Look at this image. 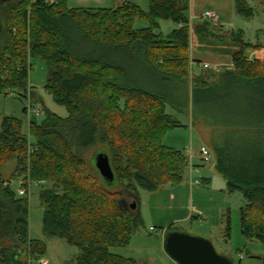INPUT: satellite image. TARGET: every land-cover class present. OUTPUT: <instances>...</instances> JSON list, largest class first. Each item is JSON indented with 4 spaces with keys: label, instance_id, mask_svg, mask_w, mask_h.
<instances>
[{
    "label": "trees",
    "instance_id": "1",
    "mask_svg": "<svg viewBox=\"0 0 264 264\" xmlns=\"http://www.w3.org/2000/svg\"><path fill=\"white\" fill-rule=\"evenodd\" d=\"M234 8L246 19L256 13L247 0H234ZM189 9L190 0H149L147 10L134 0L117 8L71 9L67 0H8L0 6V94L12 91L26 97L32 60L42 59L48 68L46 90L69 111L61 117L46 109L44 120L31 118L34 141L24 132L22 119L3 117L0 264H30L47 252L43 240L30 237L27 195H19L12 179L2 175L12 161L17 163L15 177L41 186L44 234L77 247V264H140L112 251L128 246L144 224L138 187L156 190L178 183L188 166L183 151L164 144L166 133L182 122L168 113V104L181 108L163 84L191 88L194 102L206 108L214 100L208 95L220 88L221 80L210 83L204 68L196 73L191 67L195 44L231 56L235 69L222 73V81L233 79L253 99L251 125L264 136V61L245 57L246 49L264 44L252 45L244 40V30L228 31L208 19L191 24ZM138 20L148 25L137 28ZM160 20L182 27L164 36L158 32ZM128 58L158 74L163 84L137 79L140 72L133 71ZM233 144L214 149L215 165L228 190L244 194L242 233L264 244V138L250 147ZM97 146L103 148L94 155L108 152L116 180L126 182L124 189L107 185L93 165L94 155L85 157Z\"/></svg>",
    "mask_w": 264,
    "mask_h": 264
},
{
    "label": "rangeland",
    "instance_id": "2",
    "mask_svg": "<svg viewBox=\"0 0 264 264\" xmlns=\"http://www.w3.org/2000/svg\"><path fill=\"white\" fill-rule=\"evenodd\" d=\"M121 1L67 0V4L71 9L117 8L122 4ZM247 1L250 5L254 4L255 16L252 19H246L238 15L235 28H243L244 40L253 42L260 39L261 34L264 38V32L261 33L259 30L264 26V2L261 0ZM136 2L144 10L148 9L149 0H136ZM159 22L162 23V27L158 32L164 36L169 35L178 27L173 20H160ZM147 25L148 22L144 20H138L136 23L137 28ZM127 61L134 72H140L135 75L137 79L147 78L144 81H150V85L163 84L158 74L148 68L145 69L137 59L131 58ZM224 67L208 68L207 74L211 75L208 77L210 83L219 78L216 70L219 69L221 72L225 69ZM202 69V66L198 64L195 66L196 73ZM204 69L207 68L204 67ZM47 79L46 62L42 59H33L29 74L30 90L27 96L21 97L17 92L12 91L8 94H0V126L4 116L20 118L24 122V132L34 141L29 131L31 117L24 110L29 102L43 112L37 118L34 116L38 121L44 120L46 109L61 117H67L68 108L57 103L53 95L46 90ZM219 80H221L218 86L220 88L208 95V97H214V100L208 103V108L205 103L194 102L191 88L189 92L179 83L174 86L171 83L163 84L167 92H174L175 102L181 108L177 110L168 104L167 111L182 122L181 127L166 133L164 144L183 151L188 157V166L183 171V180L178 183H166L156 190L138 187L139 210L144 224L133 235L128 246L112 248L114 253L127 258H135L140 264H178L165 251L167 233L164 234V231L172 226L174 230L209 240L219 254L229 257L234 264H264L262 259L264 244L258 239H249L242 233L241 207L245 204L244 194L240 190L234 192L228 190L227 180L216 168L214 153V149L225 147L229 142H234L232 146L239 143L250 147L256 144V140H260V136L263 138L264 136L251 125L250 107L253 99L246 97L247 93L243 86L237 87L230 78L222 81L221 76ZM216 97H222L221 101L218 102ZM202 146L207 147L212 153L211 161H203L201 158ZM98 148L103 147L97 146L90 149L85 153V157L89 160ZM16 166V161L9 162L3 168L2 175L5 179H12V187L18 192L24 178L15 177ZM197 179L200 184L197 183ZM105 183L109 186L119 184L117 180L112 184L106 181ZM125 183L121 181L116 188L117 191L124 189ZM40 192L41 186L33 181L27 195L30 204V237L43 240L47 245V252L40 258L31 259L30 264H77L80 254L77 247L68 244L63 239L48 238L44 234L45 205L41 201ZM132 201L133 198L130 202ZM228 224L230 225L229 235Z\"/></svg>",
    "mask_w": 264,
    "mask_h": 264
},
{
    "label": "water",
    "instance_id": "3",
    "mask_svg": "<svg viewBox=\"0 0 264 264\" xmlns=\"http://www.w3.org/2000/svg\"><path fill=\"white\" fill-rule=\"evenodd\" d=\"M6 1L8 0H0V6ZM252 51V49H246L245 57L251 58ZM93 163L104 181L109 184L116 181V173L108 152H97L93 157ZM137 207L138 202H133L132 208ZM165 251L178 264H234L232 259L219 254L209 240L178 230H172L166 234Z\"/></svg>",
    "mask_w": 264,
    "mask_h": 264
},
{
    "label": "crops",
    "instance_id": "4",
    "mask_svg": "<svg viewBox=\"0 0 264 264\" xmlns=\"http://www.w3.org/2000/svg\"><path fill=\"white\" fill-rule=\"evenodd\" d=\"M125 1L126 0H122L121 3L123 4ZM134 1L136 2V0ZM253 5L254 4H251L252 7H255ZM207 10H212L215 13H217L218 22H213V21L212 22L214 24L221 25L225 30H228V31L238 30V29L244 30L243 28H237V29L235 28V25L238 21V14H236L235 12L234 0H190L189 17H190L191 24L203 19L202 14L204 11H207ZM161 27H162V23L160 22V28ZM180 27H182V24H178L177 28H180ZM263 29H264V26L259 28L261 33L263 32L262 31ZM261 36L262 37L260 39L258 38L256 41H253V42L246 41V42L252 45H256L258 43L263 44L264 42L263 34H261ZM190 56H191V67L192 68L194 67V69L197 64L199 66H202V68H204L203 66L205 63L209 64L211 67L216 66L219 69L221 68V66H225L224 67L225 69L222 70L221 72L219 69H218L219 71L216 70L219 77L221 76L222 73L227 72V71H232L235 69V64L230 55H224L221 53L214 52L212 50L203 49L200 44H195L192 47L190 51ZM250 59L259 60L263 62L264 61V47L257 49V50H253ZM207 71L208 70L205 69L206 76L207 77L211 76L207 74ZM191 156L192 155H190V157ZM191 161H193L192 158H191ZM192 170L193 169H191V171ZM166 233H167V230L165 229L164 234Z\"/></svg>",
    "mask_w": 264,
    "mask_h": 264
},
{
    "label": "built area",
    "instance_id": "5",
    "mask_svg": "<svg viewBox=\"0 0 264 264\" xmlns=\"http://www.w3.org/2000/svg\"><path fill=\"white\" fill-rule=\"evenodd\" d=\"M202 18L216 22L218 20V15H217V13H215L212 10H207V11L203 12ZM204 67L208 69L211 66L209 64L205 63ZM26 108H27L26 112L28 113V115L31 118H34V116L37 118L38 116H40L43 113L39 108H36L30 102L27 104ZM200 151H201V158L203 159V161H211L212 160V154L207 147L202 146ZM40 183H43V182L41 181ZM197 183L200 184V181L198 179H197ZM32 184H33V181H31L30 179L27 181L24 180V182H21V187L18 190L19 195H21V196L28 195L29 191H30V187Z\"/></svg>",
    "mask_w": 264,
    "mask_h": 264
}]
</instances>
